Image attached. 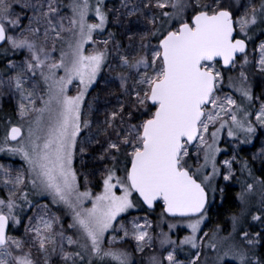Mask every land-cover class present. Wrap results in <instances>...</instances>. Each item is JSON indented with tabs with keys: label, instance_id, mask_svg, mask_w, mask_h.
Wrapping results in <instances>:
<instances>
[{
	"label": "snow or ice",
	"instance_id": "6c2138e0",
	"mask_svg": "<svg viewBox=\"0 0 264 264\" xmlns=\"http://www.w3.org/2000/svg\"><path fill=\"white\" fill-rule=\"evenodd\" d=\"M262 37L264 0H0V264H264Z\"/></svg>",
	"mask_w": 264,
	"mask_h": 264
},
{
	"label": "rangeland",
	"instance_id": "374dc122",
	"mask_svg": "<svg viewBox=\"0 0 264 264\" xmlns=\"http://www.w3.org/2000/svg\"><path fill=\"white\" fill-rule=\"evenodd\" d=\"M104 36H106V35H104ZM104 36H99V37H97V38H98V39H102V38H104ZM263 38H264V37H263ZM257 82H258V81H257ZM224 91H229V89L225 87ZM2 134H3V133H2ZM2 134H1V135H2ZM262 140H264V131H262V132H258V133H257V139H255V140L253 141V143H254V145H255L254 147H253L252 145H240V148L238 149V151H239V153H240V156H241V157H247L249 160H251V157H252L253 153L257 152V151L260 149V147H261V141H262ZM221 147H222V148H226V149H228V151H227L226 153L222 154V155L219 157V159L222 160V159H224L226 156H231V155H232V146H231V144L228 142V138H227V136H226V132L224 133V135H223V137H222ZM243 148H244V149H243ZM241 149H242V150H241ZM245 149H246V150H245ZM243 150H244V151H243ZM3 156L8 157L6 154H4V153H0V163L11 164V165H13V166H15V167H19V166H20L21 161H20V158H19V157H14V158L11 157L12 159H5ZM255 164H256L257 167L260 166L259 161H256ZM237 165H238V164L235 165L236 168H237ZM237 187H238V186H237ZM42 202H43V201H42ZM160 210H161V209H158V210H155V212L151 213V214H150V218L155 219L156 215L159 214ZM237 210H238V209H237ZM144 214H145L144 211H135V210H134V211L131 212V215L127 216L126 218H127V219H131V216H132V215H140V216H142V215H144ZM210 217H211L210 220H209V221L206 223V225H205V230L210 229L211 227H213L214 224L218 223V222H215L216 220L212 219V212L210 213ZM220 223L223 224L224 222H220ZM22 233H23V227L21 226V227H19L18 231L15 232L14 234H16V235H20V234H22ZM184 234H185L184 230H181V231H180V235H184Z\"/></svg>",
	"mask_w": 264,
	"mask_h": 264
},
{
	"label": "trees",
	"instance_id": "16d2710c",
	"mask_svg": "<svg viewBox=\"0 0 264 264\" xmlns=\"http://www.w3.org/2000/svg\"><path fill=\"white\" fill-rule=\"evenodd\" d=\"M119 2H120V0H108L109 7L119 6ZM109 30H111V31H118L117 29L112 28L111 25L109 26ZM104 35H106V33ZM118 39H123L124 42L127 43L126 38H124L123 36H118ZM256 91H257V93H259L260 89L257 88ZM95 92H96V90H92V95H95ZM109 100H110V103L109 104H107L106 106L102 104V106H101V112L99 113V118L100 119L103 118V112H104V108L105 107L111 108L112 106H114L116 104L115 98L109 97ZM11 109H12V102H10L9 99H7V98H0V111H2V112H10ZM1 129H2V127H1ZM2 133H3V129H2ZM3 157L5 159H12L9 156L8 157L3 156ZM254 166L257 169L260 167V166L257 167L256 164ZM239 167H240V165L238 164L237 165V168H239ZM257 174L259 175V173H257ZM236 191H238V187H233L231 189V191L229 192V194H228L229 195V198H228L227 202L224 205V209H226L227 211H225L224 209H222L220 211V214L219 215L217 214V212L215 211V209L212 211V219L216 220L215 222H219V223L220 222H225V217L230 212L237 210V205L234 202V200L232 199L234 197ZM158 209H160V206L159 205L156 207L155 210H158ZM260 251L261 252H264V248H261ZM229 264H230V262H229Z\"/></svg>",
	"mask_w": 264,
	"mask_h": 264
},
{
	"label": "water",
	"instance_id": "95a60500",
	"mask_svg": "<svg viewBox=\"0 0 264 264\" xmlns=\"http://www.w3.org/2000/svg\"><path fill=\"white\" fill-rule=\"evenodd\" d=\"M2 134V129H1V127H0V135Z\"/></svg>",
	"mask_w": 264,
	"mask_h": 264
}]
</instances>
